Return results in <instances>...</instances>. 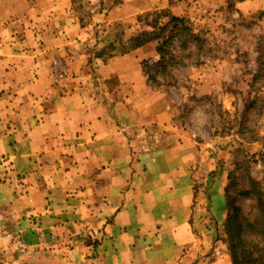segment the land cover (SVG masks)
Masks as SVG:
<instances>
[{
    "label": "crops",
    "instance_id": "1",
    "mask_svg": "<svg viewBox=\"0 0 264 264\" xmlns=\"http://www.w3.org/2000/svg\"><path fill=\"white\" fill-rule=\"evenodd\" d=\"M134 1L98 0L94 22L147 8ZM46 4L37 20L42 45L23 61L34 64L19 87L23 110L0 116V158L10 157L23 176L11 184L0 167V234L11 233L13 219L29 222L38 212L41 221L24 227L25 248L11 264L190 262L209 220L227 218V205L220 220L215 213L225 184L215 178L197 186L195 141L142 69L148 44L90 58L73 0ZM54 58L67 62L65 79L54 77ZM11 201L18 209L10 211Z\"/></svg>",
    "mask_w": 264,
    "mask_h": 264
},
{
    "label": "rangeland",
    "instance_id": "2",
    "mask_svg": "<svg viewBox=\"0 0 264 264\" xmlns=\"http://www.w3.org/2000/svg\"><path fill=\"white\" fill-rule=\"evenodd\" d=\"M46 2L0 0V116L23 110L18 106L19 87L28 78L24 71L34 66L23 61L42 45L38 38L43 36V27L37 20L48 12ZM134 3L147 8L110 23L94 22L98 0H73L72 14L87 26L84 31L87 40L81 43V48L91 54L90 58L98 55L108 58L125 46L118 43L122 32L130 35L139 30V15L168 10L188 17L206 39L203 50L192 58L197 64L188 61L185 67L178 63L169 84L156 86L146 78L149 86L171 104L175 123L195 141V163L201 170L197 186L206 179L220 178L226 193L229 188L233 215L252 219L260 208L259 195L264 194V0H156L151 5L146 0H135ZM156 47L155 41L144 49L142 69L143 61L155 63L159 59ZM51 67L57 81L70 75L67 62L60 58H54ZM63 67L67 72L61 75ZM116 81L112 79V83ZM0 167L2 178L11 184H18L23 178L10 157L0 158ZM226 200L227 194L224 202L216 203L219 220L226 209ZM19 205L11 201L7 206L12 211ZM37 213H33V218L29 216V222L25 218L13 219L11 233L0 234V263L11 264L25 248L27 236L22 230L41 222ZM208 223L212 225L209 235L208 230L205 235L200 233L201 250L184 264H225L226 259L227 264H234L227 219L218 224L211 218ZM87 239L95 240L92 235Z\"/></svg>",
    "mask_w": 264,
    "mask_h": 264
},
{
    "label": "trees",
    "instance_id": "3",
    "mask_svg": "<svg viewBox=\"0 0 264 264\" xmlns=\"http://www.w3.org/2000/svg\"><path fill=\"white\" fill-rule=\"evenodd\" d=\"M139 30L130 35L122 32L118 43L125 45L117 54L128 53L151 42H157L159 59L154 63L143 61L144 73L156 86L172 83L178 63L188 66L194 54L202 51L206 39L186 16L168 10L147 12L138 16ZM122 25V23H119ZM117 43V42H116ZM117 45V44H116ZM117 47V46H116ZM227 188V225L230 229V247L234 264H264V194L259 195V211L252 219L233 215L231 197ZM236 222V224H235Z\"/></svg>",
    "mask_w": 264,
    "mask_h": 264
},
{
    "label": "built area",
    "instance_id": "4",
    "mask_svg": "<svg viewBox=\"0 0 264 264\" xmlns=\"http://www.w3.org/2000/svg\"><path fill=\"white\" fill-rule=\"evenodd\" d=\"M67 71H66V69H65V67H63L62 68V73H61V75H63L64 73H66Z\"/></svg>",
    "mask_w": 264,
    "mask_h": 264
}]
</instances>
